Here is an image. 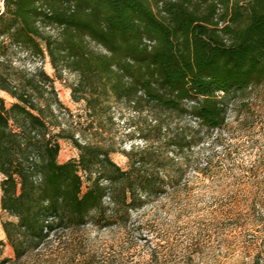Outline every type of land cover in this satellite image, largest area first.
<instances>
[{
    "label": "trees",
    "instance_id": "trees-1",
    "mask_svg": "<svg viewBox=\"0 0 264 264\" xmlns=\"http://www.w3.org/2000/svg\"><path fill=\"white\" fill-rule=\"evenodd\" d=\"M4 38L77 73L74 98L94 114L103 113L107 95L149 110L155 134L123 152L124 169L111 157L115 149L54 129L46 111L55 116L54 105L63 104L57 96L54 105L41 103L47 91L55 94L45 70L13 80L0 73V89L17 98L7 106L0 96V206L15 218L2 222L15 256L3 255L0 240V264L47 250L60 231L135 226L134 212L179 190L185 151L223 129L233 112L250 111L264 87V0H5L0 48ZM186 116L197 125L172 130L169 118ZM63 138L79 158L58 160ZM165 143L172 149L163 151ZM243 247L245 257H264L253 242ZM167 254L157 245L150 260ZM182 257L194 264L192 254Z\"/></svg>",
    "mask_w": 264,
    "mask_h": 264
},
{
    "label": "rangeland",
    "instance_id": "rangeland-1",
    "mask_svg": "<svg viewBox=\"0 0 264 264\" xmlns=\"http://www.w3.org/2000/svg\"><path fill=\"white\" fill-rule=\"evenodd\" d=\"M4 10L0 4V11ZM45 33L55 36L58 30L47 27ZM4 41L0 73L9 80L41 70L53 78L55 94L47 91L41 103L51 101L54 105L56 96L61 100L62 106L54 105L55 116L46 111L56 131L64 128L81 142L115 149L111 157L124 169L129 158L123 152H129L132 145L144 147L145 134L154 136L149 110L138 112L107 95L103 113L94 114L88 101L74 98L77 73L62 67L56 70L47 53L36 54L8 38ZM92 46L99 53L105 52L100 45ZM0 96L7 106L17 99L1 89ZM252 107L250 111L233 112L223 129L209 131L193 150L185 151L180 159L185 172L179 190L154 198L134 212L135 226L109 229L90 224L79 231H60L47 250L32 254L20 264H184L182 256L188 253L193 255L194 264H264V257H245L243 247L253 242L264 251V87ZM169 120L172 130L177 125H197L189 116ZM60 144V162L79 158L80 149L71 138L61 139ZM171 149L165 143L163 151ZM197 165L202 170H196ZM2 180L0 173V183ZM12 218L0 206V240L6 242V257L15 254L2 222ZM157 245L169 254L158 262L151 261L150 252Z\"/></svg>",
    "mask_w": 264,
    "mask_h": 264
},
{
    "label": "built area",
    "instance_id": "built-area-1",
    "mask_svg": "<svg viewBox=\"0 0 264 264\" xmlns=\"http://www.w3.org/2000/svg\"><path fill=\"white\" fill-rule=\"evenodd\" d=\"M0 4H2L3 10H4L5 0H0Z\"/></svg>",
    "mask_w": 264,
    "mask_h": 264
}]
</instances>
